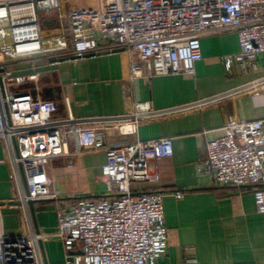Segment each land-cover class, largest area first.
Here are the masks:
<instances>
[{"label": "built area", "instance_id": "obj_1", "mask_svg": "<svg viewBox=\"0 0 264 264\" xmlns=\"http://www.w3.org/2000/svg\"><path fill=\"white\" fill-rule=\"evenodd\" d=\"M51 12L57 16L46 22H55L44 25L41 14ZM230 29L238 34L239 51L222 56L226 69L235 63L243 73L258 69L257 58L264 54V0H95L85 6L73 0H0V142L28 225L24 234L0 231V264H45L43 236L33 227L27 202L55 199L50 162L82 149L105 152L102 174L109 194L72 198L57 208L56 236L64 242L66 264H158L169 243L164 194L135 192L133 185L153 178L149 162L173 155V138L106 146L98 127L89 123L93 120L75 117L70 107L67 116L59 117L57 102L40 92L39 73L21 65L38 56L58 63L123 48L132 81L191 75L202 59V36ZM263 80L246 88L264 87ZM205 102L165 110L134 102L130 112L115 119L120 131L133 133L139 117L185 112ZM196 167L218 185L252 187L256 210L264 213L263 120L229 118L222 134L206 143ZM175 195L183 196L181 191ZM185 264L199 260L190 255Z\"/></svg>", "mask_w": 264, "mask_h": 264}, {"label": "crops", "instance_id": "obj_2", "mask_svg": "<svg viewBox=\"0 0 264 264\" xmlns=\"http://www.w3.org/2000/svg\"><path fill=\"white\" fill-rule=\"evenodd\" d=\"M201 45L202 59L191 75L132 81L124 50L58 63L38 56L21 66L25 71L34 67L39 73L40 92L57 102L59 117L67 116L70 107L75 117L93 120L89 123L98 127L106 146L173 138V155L149 162L153 178L133 185L135 192L164 194L169 243L158 264H185L190 255L199 264H264V213L256 210L253 188L218 185L212 175L199 173L196 167L206 154V143L222 134L229 118L264 121V87L246 88L264 78V54L257 58L258 69L243 73L236 63L227 70L222 60L225 54L239 51L236 30L206 34ZM200 100L207 102L185 112L139 117L133 133L117 127L115 118L130 112L134 102H149L152 109L165 110ZM74 148L71 144L70 150ZM105 163V152L91 149L50 162V188L56 198L36 201L35 222L32 218L34 229L43 236L45 264H66L64 242L56 236L57 208L72 198L109 194L102 174ZM10 175L8 152L0 142V203H4L0 231L19 235L28 232V225L22 206L9 203L20 198ZM176 191L183 196L177 198Z\"/></svg>", "mask_w": 264, "mask_h": 264}, {"label": "water", "instance_id": "obj_3", "mask_svg": "<svg viewBox=\"0 0 264 264\" xmlns=\"http://www.w3.org/2000/svg\"><path fill=\"white\" fill-rule=\"evenodd\" d=\"M54 22H55V20L53 19L51 22H46L45 24L52 25ZM122 50H123V48H116V49H113L112 51H122ZM107 52H109V50L101 51V52H98L97 54H104V53H107ZM91 55H93V54H91ZM15 148H16V151H17V144L16 143H15ZM25 187H26V185H25ZM26 191H27V188H26ZM9 203L11 205L22 206L24 204V201L19 199V200H13V201H11ZM27 203H28V205L30 207V210H31V213H32V218L34 219V222H35L36 219H35L34 204L36 203V200L30 199V200H28ZM2 205H4V203H0V206H2ZM36 231H38V230L36 229ZM40 247H41V250H42L43 247H42L41 243H40Z\"/></svg>", "mask_w": 264, "mask_h": 264}, {"label": "rangeland", "instance_id": "obj_4", "mask_svg": "<svg viewBox=\"0 0 264 264\" xmlns=\"http://www.w3.org/2000/svg\"><path fill=\"white\" fill-rule=\"evenodd\" d=\"M73 2L78 5V6H85V5H92L95 0H73ZM69 7V5H68ZM50 16L56 17L57 13L56 12H51V13H47V14H41L42 20H43V24L45 25L46 17L49 18Z\"/></svg>", "mask_w": 264, "mask_h": 264}]
</instances>
